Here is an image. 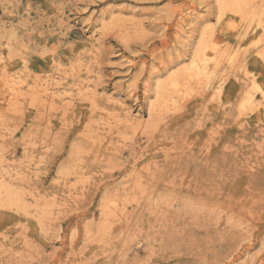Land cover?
Here are the masks:
<instances>
[{
    "label": "rangeland",
    "instance_id": "rangeland-1",
    "mask_svg": "<svg viewBox=\"0 0 264 264\" xmlns=\"http://www.w3.org/2000/svg\"><path fill=\"white\" fill-rule=\"evenodd\" d=\"M217 9L0 0V180L24 204L0 206V264H264V114L238 106L245 67L264 84L257 21L211 24L238 61L220 100L194 81L149 108Z\"/></svg>",
    "mask_w": 264,
    "mask_h": 264
},
{
    "label": "bare ground",
    "instance_id": "bare-ground-1",
    "mask_svg": "<svg viewBox=\"0 0 264 264\" xmlns=\"http://www.w3.org/2000/svg\"><path fill=\"white\" fill-rule=\"evenodd\" d=\"M215 1L217 3V8H218L216 16L214 17L215 19H214V21H212L209 16H208L209 17L208 19H207V17H205L207 21H205L202 24L201 31L199 33L198 39L194 43H192V48H191L190 55L188 57L184 56V58L182 60H180L177 64H175L171 68H168V70H166L164 74L163 73L159 74L156 77L155 83H154V100L149 102L150 110H153L156 107H159V105H161L164 102H166V104H167V101L169 100V98L172 97L171 96L172 92L173 93L179 92V94H182V93L189 94L191 92L190 91L191 87H190L189 84L191 82H194V81L197 82L198 85L203 84L202 82H205V86H203L204 84L201 85V86L203 88L204 87L206 88V85H207L206 90L208 89L210 91L209 92L210 95H212L213 98H217V99L220 100V98L222 97V95L224 93V88L226 86V82L228 80V76H229L228 74H230V72L229 73L226 72L228 69L225 70V68H228V67L232 68L233 66H235L236 62H237V65H238V61H237V58L230 57L229 62H228L229 64L227 66H225V67L222 66V61L224 59L225 52L227 53L228 51H225L226 47H225V49L221 47L222 45H220V44L223 43V42H221V43L219 42V40H218L219 37H218V35L216 33V29H215V27L213 25H211L213 22L222 21L224 19V17L228 16V15H229V20L233 19L235 16H240L241 19L242 18L255 19L257 22L252 27V29L259 28L258 29L259 32L261 30H263V32H264V10L259 11V12L250 11L251 8H254V7L249 8V4L251 2L250 0H215ZM262 2L264 3V0ZM206 4H207V2H206ZM195 12L194 11H193V13L190 12L193 15L190 18V20L188 21L190 25L192 23L194 24V21L197 18V15L201 14L200 12H199L200 14L199 13L197 14V12L196 13ZM199 19L197 18V21ZM247 19H246V21H247ZM228 23H229V21H228ZM227 26H230V25L227 24L226 27ZM180 29H181V27H180ZM242 29L244 30L246 28H242ZM258 30L253 32V34H254L253 36L257 35ZM180 32H183V34L189 33L184 28H182L180 30ZM247 32H249V31H246V34H247ZM263 35H261V36L263 37ZM185 37L186 36H184V38ZM182 38H183V36H181L180 39L182 40ZM221 39H222V37H221ZM259 39H260V37H259ZM261 40H264V39L262 38ZM227 44H229V43H227ZM256 44H258V43H256ZM92 48H95V47H92ZM234 53H233V55H234ZM258 54H259V57L261 58V60L264 61V47L258 51ZM238 55H240V54H238ZM227 59H228V57H227ZM245 64H246V62H245ZM243 66H244V63H243ZM155 68H157V67H155ZM245 68H246V70H245L244 74L246 75V79L248 81L247 82L248 84L246 85L245 92H244V94H243V96H242V98L240 100L239 105H238L240 109L239 108L238 109L240 111L241 110L242 111H247L248 110L247 112H254L255 110L258 109V111H260L261 113L264 114V84L258 79L256 73L250 71L249 69H247V67H245ZM230 70H228V71H230ZM243 70H244V67H243ZM3 72H5V71H3ZM220 72H222L223 74H221V75L217 74V73H220ZM14 78H16V77H14ZM22 78H24V77H22ZM7 80H9V79H7ZM16 81L18 82L17 79H16ZM5 82H3V83H5ZM7 83H8V81H7ZM19 83H21V82H19ZM3 85L7 86L6 83L3 84ZM17 85H14L12 82H11V84H8V90H7L8 96L6 98L13 99V98H15L14 94L17 93V95H18L19 91H16V90H18L19 87ZM15 86L18 87V89ZM56 86L59 87L57 85V82L50 81V82H48L46 84V86H45L46 88H44V89H46L47 91H52V90H54L56 88ZM62 89H61V91H62ZM15 91H16V93H15ZM173 95H175V94H173ZM162 108H164V107H162ZM242 111H241V113H242ZM106 113H108V112H106ZM130 114H131V112H130ZM131 116H133V115H131ZM130 123H132V122H130ZM11 187L12 186L11 185L9 186L8 183L6 184V183L3 182V180H2V182L0 180V200H1V202H3V203H1L2 205H0V206L9 207V208L10 207L11 208L15 207L16 209L23 210L22 208H23L24 204L22 203V201L20 199L21 196L19 197V195H20L19 193L20 192L16 190L19 195L16 194V191H13L15 189H12ZM5 197L7 199H4ZM108 202L110 203V201H108ZM108 204H107V206H108ZM107 206H105V207H107ZM115 207H117V206H115Z\"/></svg>",
    "mask_w": 264,
    "mask_h": 264
}]
</instances>
